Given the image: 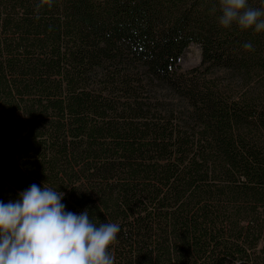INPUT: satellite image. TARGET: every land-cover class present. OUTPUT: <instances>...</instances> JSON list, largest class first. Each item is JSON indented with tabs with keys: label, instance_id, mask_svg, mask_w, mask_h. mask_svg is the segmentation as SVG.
<instances>
[{
	"label": "trees",
	"instance_id": "obj_1",
	"mask_svg": "<svg viewBox=\"0 0 264 264\" xmlns=\"http://www.w3.org/2000/svg\"><path fill=\"white\" fill-rule=\"evenodd\" d=\"M220 15L219 0H0V201L65 193L66 211L121 226L114 264H264V30Z\"/></svg>",
	"mask_w": 264,
	"mask_h": 264
},
{
	"label": "clouds",
	"instance_id": "obj_2",
	"mask_svg": "<svg viewBox=\"0 0 264 264\" xmlns=\"http://www.w3.org/2000/svg\"><path fill=\"white\" fill-rule=\"evenodd\" d=\"M223 28L234 24L243 30H264V7L249 0H219ZM254 51L251 42L243 45ZM65 193L32 184L19 198L0 201V264H114L109 251L121 226L94 222L85 209L66 211Z\"/></svg>",
	"mask_w": 264,
	"mask_h": 264
},
{
	"label": "rangeland",
	"instance_id": "obj_3",
	"mask_svg": "<svg viewBox=\"0 0 264 264\" xmlns=\"http://www.w3.org/2000/svg\"><path fill=\"white\" fill-rule=\"evenodd\" d=\"M201 57V48L197 43H193L188 46L185 52L182 54L179 63L182 68H188L197 65Z\"/></svg>",
	"mask_w": 264,
	"mask_h": 264
}]
</instances>
